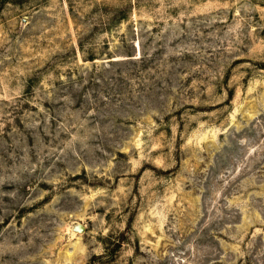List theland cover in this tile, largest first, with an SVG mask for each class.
Listing matches in <instances>:
<instances>
[{
  "label": "rangeland",
  "instance_id": "374dc122",
  "mask_svg": "<svg viewBox=\"0 0 264 264\" xmlns=\"http://www.w3.org/2000/svg\"><path fill=\"white\" fill-rule=\"evenodd\" d=\"M0 264H264V0H0Z\"/></svg>",
  "mask_w": 264,
  "mask_h": 264
},
{
  "label": "water",
  "instance_id": "95a60500",
  "mask_svg": "<svg viewBox=\"0 0 264 264\" xmlns=\"http://www.w3.org/2000/svg\"><path fill=\"white\" fill-rule=\"evenodd\" d=\"M75 231L82 233L84 231V226L83 225L76 226Z\"/></svg>",
  "mask_w": 264,
  "mask_h": 264
}]
</instances>
